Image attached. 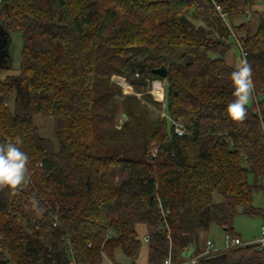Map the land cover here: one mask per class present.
Listing matches in <instances>:
<instances>
[{
	"label": "trees",
	"instance_id": "1",
	"mask_svg": "<svg viewBox=\"0 0 264 264\" xmlns=\"http://www.w3.org/2000/svg\"><path fill=\"white\" fill-rule=\"evenodd\" d=\"M218 1L253 68L242 123L226 112L230 28L209 0H0V46L11 30L23 38L17 74L1 75L0 54V143L22 141L30 174L14 194L0 191V264H101L117 251L134 264L140 225L146 264L178 262L201 251L212 224L237 235L240 212L264 217L252 204L264 190V11L252 31L257 0ZM158 79L163 104L148 92ZM36 115L53 119L57 148ZM195 264H264V249L236 245Z\"/></svg>",
	"mask_w": 264,
	"mask_h": 264
},
{
	"label": "rangeland",
	"instance_id": "2",
	"mask_svg": "<svg viewBox=\"0 0 264 264\" xmlns=\"http://www.w3.org/2000/svg\"><path fill=\"white\" fill-rule=\"evenodd\" d=\"M260 11H264V0H257L255 6L253 7L252 14H251V29L252 31L256 30L258 24V13ZM23 47V38L19 31L11 30L8 33L7 39L5 44L0 46V54L6 55L7 59V68L1 71L2 76L17 74L20 69L21 65V53ZM226 58L229 62L233 63L235 66L238 65L239 61L242 59L241 52L237 46V44L232 40H230V48L227 52ZM118 84L122 86L124 93H134L133 88L129 85L126 80L122 77H118L116 80ZM154 81H161L163 82V95L161 98L157 95L158 89H151V85L149 84L148 92L151 94L152 98L160 101L162 104L165 101V89H166V82L165 80H154ZM161 91V90H160ZM153 92L156 95H153ZM162 92V91H161ZM138 97H141V93H137ZM262 97L259 95V98ZM255 98L252 95V99L248 105H253ZM151 109L153 110L154 114L160 116H166L164 112L163 105L161 108L158 109L151 103H149ZM14 106V95H12L10 100V107L13 108ZM167 117V116H166ZM35 124L39 129V133L42 136L51 138L54 143L56 144L57 148V141L53 134V119L46 118L41 115H36ZM125 120L124 114L120 112L116 118V124L118 127L120 124ZM252 180V178H250ZM220 197L216 194L215 199L218 200ZM252 204L258 208H264V190H257L253 193ZM264 225V217L262 216H250L245 213L240 212L233 221V229L237 235H239L243 241H252L258 238L261 235V227ZM146 233L145 227L140 225L139 227V235L142 240L141 249L139 258L134 264H146L147 263V249L148 243L143 239V235ZM226 232L217 224H212L210 228L201 234L200 237V246L203 248L205 240L210 239L213 242V246L215 249H221L224 247L225 243V234ZM101 264H133V262L125 256L121 251L115 252L114 259L109 258L106 254H103V259Z\"/></svg>",
	"mask_w": 264,
	"mask_h": 264
},
{
	"label": "clouds",
	"instance_id": "3",
	"mask_svg": "<svg viewBox=\"0 0 264 264\" xmlns=\"http://www.w3.org/2000/svg\"><path fill=\"white\" fill-rule=\"evenodd\" d=\"M233 99L226 106L229 118L237 123H242L247 118L246 106L252 99L255 90L253 80V68L246 57L242 58L236 69L231 73ZM151 89L163 91V82H150ZM155 96L156 93L153 92ZM22 143L19 139L15 142L8 141L0 143V191L8 189L13 194L30 180L28 170L29 156L22 151L18 145Z\"/></svg>",
	"mask_w": 264,
	"mask_h": 264
},
{
	"label": "built area",
	"instance_id": "4",
	"mask_svg": "<svg viewBox=\"0 0 264 264\" xmlns=\"http://www.w3.org/2000/svg\"><path fill=\"white\" fill-rule=\"evenodd\" d=\"M209 1L213 4L214 8L218 12L222 20L225 22V24L230 28L229 39L230 40L233 39V41L237 44L241 52L242 58H244L246 56L244 41L231 28V25L227 17V12L224 10L223 4L219 2L218 0H209ZM249 19H250V16H247L246 21H248ZM171 121L173 123L175 133H177L178 135H183L187 133L186 127L182 123L172 118H171ZM225 234L226 236H225L224 247L221 249L229 248V247L236 246V245H248V244H256L258 248L264 249V225L261 227V235L252 241H243L240 236L232 235L227 232ZM142 237L147 243L149 242V235L147 233H145ZM200 249L201 251L199 253H195V249L192 248L191 255L187 257L186 260H182L178 262H173L171 254H170L163 260L162 264H195L198 261L200 256L209 254L213 251L220 250V249L214 248L213 242L210 239H206L203 248L200 246ZM185 250H187V248ZM72 264L74 263L72 262Z\"/></svg>",
	"mask_w": 264,
	"mask_h": 264
},
{
	"label": "water",
	"instance_id": "5",
	"mask_svg": "<svg viewBox=\"0 0 264 264\" xmlns=\"http://www.w3.org/2000/svg\"><path fill=\"white\" fill-rule=\"evenodd\" d=\"M154 72H155L156 74L162 76V77H165V76H166V73H167V70H166V67H165V66H160V67H158V68H155V69H154ZM117 79H118V77H114V78H113V81L117 82V81H116ZM125 116H126V115L124 114V117H125ZM191 253H192V248H191V247H189V248H187V250H184V251H183V255H184L186 258L189 257V256L191 255Z\"/></svg>",
	"mask_w": 264,
	"mask_h": 264
},
{
	"label": "bare ground",
	"instance_id": "6",
	"mask_svg": "<svg viewBox=\"0 0 264 264\" xmlns=\"http://www.w3.org/2000/svg\"><path fill=\"white\" fill-rule=\"evenodd\" d=\"M156 92H157V95H158V97H159V98H161V97H162V95H163V94H162V93H163V91L161 92V91L158 89Z\"/></svg>",
	"mask_w": 264,
	"mask_h": 264
},
{
	"label": "crops",
	"instance_id": "7",
	"mask_svg": "<svg viewBox=\"0 0 264 264\" xmlns=\"http://www.w3.org/2000/svg\"><path fill=\"white\" fill-rule=\"evenodd\" d=\"M202 235H203V233H202Z\"/></svg>",
	"mask_w": 264,
	"mask_h": 264
}]
</instances>
